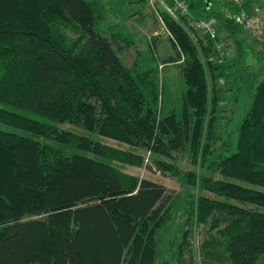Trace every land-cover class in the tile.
Here are the masks:
<instances>
[{"label":"trees","instance_id":"obj_1","mask_svg":"<svg viewBox=\"0 0 264 264\" xmlns=\"http://www.w3.org/2000/svg\"><path fill=\"white\" fill-rule=\"evenodd\" d=\"M182 1L189 17L157 6L175 51L161 66L176 65L185 86L180 109L163 115L156 58L150 49L148 64H125L121 43L134 42L118 25L101 32L102 0H0V264H155L157 233L176 200L120 169L142 166L135 149L150 151L156 167L186 187L187 222L224 224L221 240L204 251L231 264L264 258V68L236 136L223 138L218 108L227 97L218 85L245 55V32L234 20L240 8L214 2L230 10L223 17L208 12L210 0ZM191 20L218 22L228 37L197 38ZM180 153L194 170L176 166Z\"/></svg>","mask_w":264,"mask_h":264},{"label":"rangeland","instance_id":"obj_2","mask_svg":"<svg viewBox=\"0 0 264 264\" xmlns=\"http://www.w3.org/2000/svg\"><path fill=\"white\" fill-rule=\"evenodd\" d=\"M102 1L107 10V19L101 25V32L107 36L108 28L118 25L124 36H126L125 38L133 40L134 43L129 48H124L123 43H121L122 51L120 52V56L127 66H133V63L138 60L142 62L141 64H148L150 61H148L147 56L151 57L149 54L151 49L152 55H154L159 64V76L164 84L163 115L170 109H180L181 95L185 89L183 78L176 65L161 66L162 60L169 56H174L175 51L171 47L169 36L158 18L160 12L157 10V6H161L160 2L148 0L145 5H127L126 2L128 0ZM216 24L215 29L217 28L216 31L219 36L225 37V33L219 27L218 22ZM63 32L68 38H74L77 34L68 28L64 29ZM195 34L197 35L195 37L204 39V35L200 32ZM242 38L245 51L242 62L237 63L233 70V76L227 79V83L224 86H222L221 80L218 85L225 92L222 97H227L225 99L222 98V102L218 108L219 114L224 118L221 120L222 128L216 129V133L221 134L223 138L226 135L225 131L231 132L234 137L236 136V128L251 105L254 87L261 80V75H259L261 71L259 69L264 68V31L260 36H251L245 32ZM223 46L228 56L227 61L236 60L232 43L224 40ZM230 63L232 64L233 62L231 61ZM226 89H231V91L227 92ZM28 116L37 119L34 115ZM59 127L80 134H86L79 128L67 124ZM90 136L93 138L97 137L96 135ZM105 143L112 146L117 145L112 141L105 140ZM220 144L218 142L216 146L219 147ZM121 147L123 149L127 148L125 145ZM135 152L143 157L142 166L139 168L120 167V169H123L125 173L137 177L139 180L148 179L163 185L176 200L171 211L170 220L157 233L158 247L155 264H231L222 257H212L215 256L216 252H213L211 247H207L210 248L207 251L202 249L206 243L213 242V245H215L221 240L217 231L223 228L224 224L219 225L218 228L210 229V224L208 223L195 227L192 222H187L186 197L188 190L186 187L174 177L161 172L153 163L150 151L135 149ZM176 156V166L181 171L194 170L190 164L188 154L180 153ZM96 159L105 162L102 158L97 157ZM216 178L220 177L216 176ZM230 181L234 182V180ZM239 184L262 190L259 187L250 186L245 183ZM218 252V255L222 256L223 249L221 246ZM257 264H264V258H261Z\"/></svg>","mask_w":264,"mask_h":264},{"label":"built area","instance_id":"obj_3","mask_svg":"<svg viewBox=\"0 0 264 264\" xmlns=\"http://www.w3.org/2000/svg\"><path fill=\"white\" fill-rule=\"evenodd\" d=\"M160 2L161 7L164 11L169 14L172 18H176V13L179 12L182 16L189 17V11L187 4L182 0H171L172 5L168 6L165 3V0H155ZM210 1H219L232 4L235 7L240 8V12L237 16L234 17V20L241 26L242 30L251 36H260L264 31V0H258L256 3H253L248 9L244 7V4L247 0H210ZM160 23L165 28L161 17L158 16ZM192 27L204 34L209 36L210 39H215L217 31L213 25L207 21L201 20H191ZM168 36L171 38V35L165 28ZM216 50L220 57L219 62L224 56L221 44H216Z\"/></svg>","mask_w":264,"mask_h":264},{"label":"crops","instance_id":"obj_4","mask_svg":"<svg viewBox=\"0 0 264 264\" xmlns=\"http://www.w3.org/2000/svg\"><path fill=\"white\" fill-rule=\"evenodd\" d=\"M257 1L258 0H252V2H257ZM214 2H217V1H211V3H209V11L208 12L211 11V12L215 13L218 16H222L223 15V17H227V16H229L231 14L230 10H228L226 5L224 6L222 3L216 4ZM224 33H225V37L227 38L228 37L227 33L225 31H224ZM222 38H223V36H222ZM226 41H230V40L228 39Z\"/></svg>","mask_w":264,"mask_h":264}]
</instances>
